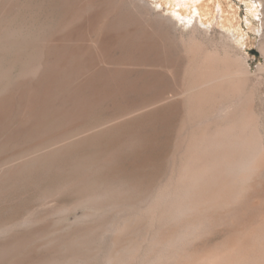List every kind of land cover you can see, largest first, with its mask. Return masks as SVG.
<instances>
[{
  "label": "rangeland",
  "instance_id": "rangeland-1",
  "mask_svg": "<svg viewBox=\"0 0 264 264\" xmlns=\"http://www.w3.org/2000/svg\"><path fill=\"white\" fill-rule=\"evenodd\" d=\"M91 1L0 0V264H47L81 254L90 240L94 249L108 248L114 236L100 232L80 244L93 223L114 217L107 213L108 219L91 221L93 227L83 223L88 210L78 208L74 193L80 181L127 190L132 183L159 185L169 178L173 150L186 133L185 104L157 107L153 101L181 88L184 46L194 36L210 50L229 36L247 57L253 81L240 101L251 96L264 130V0ZM145 106L153 108L141 112ZM80 127L90 133L74 137ZM46 144L54 147L45 150ZM254 197L248 229L264 225V197ZM234 207L215 213L189 248L202 253L234 243L243 228ZM73 239L79 244L69 243Z\"/></svg>",
  "mask_w": 264,
  "mask_h": 264
},
{
  "label": "bare ground",
  "instance_id": "bare-ground-1",
  "mask_svg": "<svg viewBox=\"0 0 264 264\" xmlns=\"http://www.w3.org/2000/svg\"><path fill=\"white\" fill-rule=\"evenodd\" d=\"M190 40L186 46L183 45L187 64L181 88L169 91L171 94L168 96L166 94L159 100L153 101L157 107L160 104L168 106L179 102L185 104L186 115L181 128L186 129V133L183 137L184 134L180 129V134H183L182 139H178L181 141H177V145L175 140L176 149L173 150L175 154L172 155V158L175 156L172 160L174 165L173 169H170L169 178H166L167 180L159 185H155L152 179V182H148L147 185L132 183L127 190L121 186L102 187L101 185V187H97L98 185H88L91 183L88 182L87 184L85 179L80 181L82 184L76 188L74 193L78 195L76 197L80 196L78 203L80 207L77 204L76 206L88 210L82 217L83 223L85 220L87 223L90 221L92 226L91 221L98 220L97 222H99L104 219L103 217L108 219V216L106 218L107 213L114 214V217L110 215L112 218L103 221V223L100 222V225L93 223L94 228L83 235V240L80 237V241L86 240L89 234L95 235L96 232H100L106 237L114 236V239L107 246V249H104L103 244L102 249H99L100 247L98 248L96 244L97 248L94 249V244L91 243L94 241L90 240L91 242L88 243L86 241L88 245L89 243L92 244L87 247V251L83 249V252L88 254H83L80 251L81 254L49 260L47 264H264V225L262 226L260 223L262 228L257 227V229H248L246 226L248 212L253 209L254 202L251 204V199L255 200L254 196L257 193L258 196L264 197V183L262 185V180H260L264 174L263 120L260 121L252 109L250 95L247 94L250 97L245 98L246 100H243L242 103L240 101L243 94L246 93L247 82L253 81V74L249 69L247 57L231 46L229 36H224L225 44L222 45L223 47L212 50L199 44L196 41V36ZM184 41L183 43H185ZM262 52L264 53V48H262ZM44 67L46 66L44 65ZM259 70L264 72V67H260ZM138 113H140V109H138ZM128 115L130 116V114ZM111 122L107 124L109 125ZM80 128L84 129L83 127ZM71 129L73 128L71 127ZM82 130L80 132L77 130L76 133L79 132L78 134L72 133L73 136L90 133L86 130L82 132ZM178 136L180 137V135ZM62 141L57 142L62 143ZM65 141L67 143L70 140ZM50 142L54 143V141ZM61 143L60 145L64 146L65 142ZM46 145L47 149L45 146L41 147L48 150L52 148L50 146L55 144L49 147V144ZM33 152L37 154L35 151ZM33 152L28 153L33 155ZM233 205L234 208L239 206V219L243 227L241 229L242 234L238 239L224 247L219 246V248L203 250L202 253L191 250L189 246L194 245L193 240L200 239L199 237L203 232L205 233L207 224L210 226L213 224L214 214ZM229 222L231 225L236 224L235 218L232 217ZM74 223L76 222L74 221ZM79 223L83 224L82 222ZM96 224L98 225L95 226ZM70 226H74V224ZM116 235L121 236V239L115 238ZM47 237L46 239H48ZM93 238L95 239V237ZM80 241L73 239L69 243L76 244L77 242L79 244ZM191 242L193 244L190 245ZM86 243L85 241L80 242V244L87 245ZM101 252L102 254H100ZM44 264L46 263L44 262Z\"/></svg>",
  "mask_w": 264,
  "mask_h": 264
}]
</instances>
